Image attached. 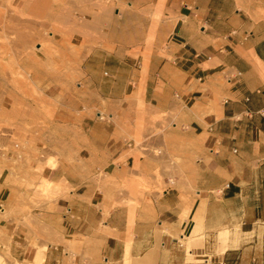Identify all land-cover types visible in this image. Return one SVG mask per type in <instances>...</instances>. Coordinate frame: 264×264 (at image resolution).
Instances as JSON below:
<instances>
[{
    "label": "crops",
    "instance_id": "0c3cea01",
    "mask_svg": "<svg viewBox=\"0 0 264 264\" xmlns=\"http://www.w3.org/2000/svg\"><path fill=\"white\" fill-rule=\"evenodd\" d=\"M0 10L20 33L0 46L4 64L26 76L0 78L11 260L264 264V0H0ZM138 104L171 122L181 167L141 197L131 182L153 179L154 158L130 139Z\"/></svg>",
    "mask_w": 264,
    "mask_h": 264
},
{
    "label": "rangeland",
    "instance_id": "374dc122",
    "mask_svg": "<svg viewBox=\"0 0 264 264\" xmlns=\"http://www.w3.org/2000/svg\"><path fill=\"white\" fill-rule=\"evenodd\" d=\"M5 10H0L3 14ZM6 12V11H5ZM1 17L0 22V46L5 42H13L20 40V33L17 26H14L9 20L3 21ZM47 31L43 33L47 38ZM8 54V50L0 47V78H3L4 73H8L10 80L15 85L21 81H25L26 76L20 70H11L10 67L4 64L3 58ZM11 70V71H10ZM136 110L135 118L137 120L135 128L132 130L130 139L135 143L136 149L142 154H150L154 158V170L151 173V180L135 179L131 185L135 189L140 190L136 195L141 197L150 186H156L155 191L160 194L161 190L174 183V178L180 174V164L177 159L179 151V144L177 139H173L172 124L166 120L162 114L150 111V109L143 104H138L134 107ZM4 137L3 128L0 125V154H3L4 148L1 144ZM167 175V185L162 182V177ZM45 195V192L38 188L37 192H33L32 196L28 198V205L34 207L37 198ZM0 264H18L10 259L8 256V243L5 235L2 233L0 227Z\"/></svg>",
    "mask_w": 264,
    "mask_h": 264
}]
</instances>
